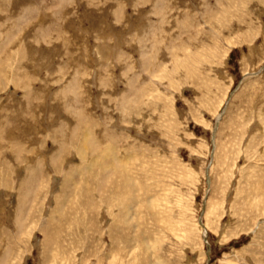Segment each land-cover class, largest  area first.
Listing matches in <instances>:
<instances>
[{
  "label": "rangeland",
  "instance_id": "374dc122",
  "mask_svg": "<svg viewBox=\"0 0 264 264\" xmlns=\"http://www.w3.org/2000/svg\"><path fill=\"white\" fill-rule=\"evenodd\" d=\"M0 264H264V0H0Z\"/></svg>",
  "mask_w": 264,
  "mask_h": 264
}]
</instances>
